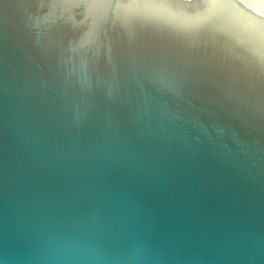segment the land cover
Segmentation results:
<instances>
[{
	"label": "water",
	"instance_id": "obj_1",
	"mask_svg": "<svg viewBox=\"0 0 264 264\" xmlns=\"http://www.w3.org/2000/svg\"><path fill=\"white\" fill-rule=\"evenodd\" d=\"M0 264H264V10L0 0Z\"/></svg>",
	"mask_w": 264,
	"mask_h": 264
},
{
	"label": "bare ground",
	"instance_id": "obj_2",
	"mask_svg": "<svg viewBox=\"0 0 264 264\" xmlns=\"http://www.w3.org/2000/svg\"><path fill=\"white\" fill-rule=\"evenodd\" d=\"M249 1V0H248ZM255 1V0H254ZM254 1L253 0H251V1H249L253 6H258V7H260V9L261 10H264V5H263V2H262V4H260V5H258V4H256V2L254 3ZM259 1V0H258ZM258 1H257V3H258ZM259 3H261V1L259 2ZM263 5V6H262Z\"/></svg>",
	"mask_w": 264,
	"mask_h": 264
},
{
	"label": "rangeland",
	"instance_id": "obj_3",
	"mask_svg": "<svg viewBox=\"0 0 264 264\" xmlns=\"http://www.w3.org/2000/svg\"><path fill=\"white\" fill-rule=\"evenodd\" d=\"M249 1H251V0H249ZM253 1H254V0H253ZM257 1H258V0H255L254 3L256 2V4L260 5V4H262V2H263V5H264V0H259L258 3H257ZM260 1H261V3H259ZM263 5H262V6H263Z\"/></svg>",
	"mask_w": 264,
	"mask_h": 264
}]
</instances>
